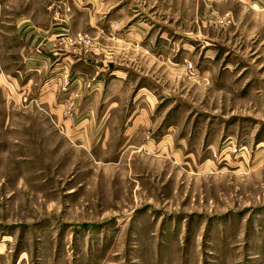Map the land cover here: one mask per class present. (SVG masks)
I'll return each mask as SVG.
<instances>
[{"label":"rangeland","instance_id":"obj_1","mask_svg":"<svg viewBox=\"0 0 264 264\" xmlns=\"http://www.w3.org/2000/svg\"><path fill=\"white\" fill-rule=\"evenodd\" d=\"M0 264H264V0H0Z\"/></svg>","mask_w":264,"mask_h":264},{"label":"crops","instance_id":"obj_2","mask_svg":"<svg viewBox=\"0 0 264 264\" xmlns=\"http://www.w3.org/2000/svg\"><path fill=\"white\" fill-rule=\"evenodd\" d=\"M27 24L29 25V23H28V22H27ZM28 25H27L26 27H28ZM27 31H29V30H27ZM28 39H29V38H28ZM38 39H39V42H40V41H41V39H40L39 37H38ZM39 42H38V43H39ZM38 43H37V44H38Z\"/></svg>","mask_w":264,"mask_h":264}]
</instances>
